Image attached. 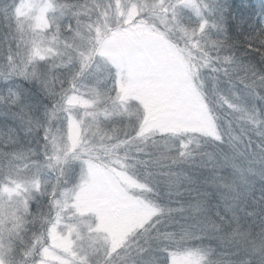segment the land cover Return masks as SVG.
Here are the masks:
<instances>
[{
    "label": "rangeland",
    "instance_id": "1",
    "mask_svg": "<svg viewBox=\"0 0 264 264\" xmlns=\"http://www.w3.org/2000/svg\"><path fill=\"white\" fill-rule=\"evenodd\" d=\"M74 2L16 0L7 16L17 39L16 52L14 49L10 59L7 57L12 62L9 66L46 91L53 108L44 110L46 141L38 150L34 146L35 156L22 153L18 161L1 166L0 257L5 264H34L42 258L44 248L53 253L48 264H60L56 257L72 259L57 247L51 234L49 222L55 221L56 201L69 205L61 213L56 229L59 236L67 235L65 226L76 222L69 219L72 205H78L84 212L80 219L93 226L99 223V213L105 228L125 239L157 213L152 212L154 205L134 194L138 182L126 171L125 161L111 155L117 150L108 146L110 142L126 143L134 138L140 144L139 152L152 145L167 152L174 135L219 137L198 74L207 72L215 93L224 85L223 76L206 68L217 61L210 54L221 51L224 55L225 47L229 50L220 43V23L214 18L220 0ZM129 2L144 10L126 23L127 17L120 13ZM138 24L147 31L125 35L108 49L118 56V66L100 55L98 39L110 37L117 28L134 30ZM180 39H184L183 45L177 43ZM81 53L91 54L86 66L81 64ZM218 60L227 63V59ZM228 61L232 64V59ZM233 95L250 98L246 90ZM70 97L75 99L69 102ZM122 115L129 120L125 129L118 124L108 126L107 121ZM156 134L165 140L154 139ZM34 200L38 222L30 230L27 215ZM80 232L85 239H77L75 233L71 236L74 250L83 255L81 246L92 244L88 236H93L98 251L88 260L100 264L107 257L105 233L89 234L84 225ZM33 248V254L26 256ZM30 258L33 261L28 263ZM168 260L169 264L174 260L176 264H202L204 258L187 251L170 253Z\"/></svg>",
    "mask_w": 264,
    "mask_h": 264
},
{
    "label": "trees",
    "instance_id": "2",
    "mask_svg": "<svg viewBox=\"0 0 264 264\" xmlns=\"http://www.w3.org/2000/svg\"><path fill=\"white\" fill-rule=\"evenodd\" d=\"M15 1L0 0V174L1 166L22 153L35 156L34 146L38 150L46 141L44 110L53 108L46 91L7 61L17 47L13 23L7 24ZM219 6L214 18L220 43L229 50L209 54L232 64L214 61L206 67L225 78L217 93L207 72L198 74L208 107L209 96L216 101L209 110L219 137L174 135L167 152L157 145L139 152L134 138L108 144L138 182L134 194L158 211L100 264H169L170 253L187 251L200 253L202 264H264V0H220ZM245 90L247 100L233 95ZM128 121L122 115L107 123L125 129ZM154 139L165 140L159 134ZM41 205L46 209L42 200ZM34 208L35 200L27 215L30 230L38 222Z\"/></svg>",
    "mask_w": 264,
    "mask_h": 264
},
{
    "label": "snow or ice",
    "instance_id": "3",
    "mask_svg": "<svg viewBox=\"0 0 264 264\" xmlns=\"http://www.w3.org/2000/svg\"><path fill=\"white\" fill-rule=\"evenodd\" d=\"M144 10V7L135 3L129 2L127 7L123 12L120 13L121 16H126L127 20L125 21L126 23H131L133 18L139 13ZM147 31L145 26L143 24H138L136 28L133 29H128L124 32H121L119 28H117L115 31L111 32L110 37H105L102 39H98L97 43L100 46L99 53L102 56H106L114 65L119 64V58L115 54H110L108 49H110L113 44L120 39L121 37L125 35H133V34H139L142 32ZM91 58V54H84L81 53V64L83 66H86L88 64V61ZM81 73H77V75H80ZM75 97H70L69 102H72ZM73 128L76 129L78 128V125L73 123ZM58 159V157H57ZM5 191H11L8 189H5ZM66 196V194H65ZM56 206L58 208L57 215L55 218V221H50L49 223L52 224V229H51V234L53 235L54 240L57 241V247H61L66 253H68L72 259L67 260V259H60L59 257H56V259L60 260V264H77V261H79V264H89L88 257L91 255H94L96 251H98L94 247V240L95 238L91 235L88 236L89 240H92L93 243L89 244L87 248H84L81 246L80 252L83 253V255H80V253L76 252L74 250V244L75 242L71 239V236L73 233H75L77 239L83 240L85 239V236L81 234L80 232V227L81 225H84V227L87 228L88 233L96 232H104V239L107 245V256H111L113 253H115L120 247L123 246L125 242V235H116L104 226V217L97 213L99 216V223L93 226L90 223H87L80 219L84 215L83 210L79 208L78 205H72L73 211L71 212V215L69 216L70 220L76 221L75 223H70L67 224L65 227L67 229V235L65 236H59L57 235L56 229L58 227V224L60 220L62 219L61 213L64 212L69 205L66 202H61V201H56ZM25 210H27V206L25 205ZM156 209H153L152 212L155 213ZM14 215V214H13ZM34 248L29 249L28 252L25 253L26 256H31L33 254ZM41 259L38 262H34V264H48V260L53 257V253L49 252L47 248H44L43 251L41 252ZM0 264H5V261L3 260L2 257H0ZM173 264H176L175 260L173 261Z\"/></svg>",
    "mask_w": 264,
    "mask_h": 264
},
{
    "label": "clouds",
    "instance_id": "4",
    "mask_svg": "<svg viewBox=\"0 0 264 264\" xmlns=\"http://www.w3.org/2000/svg\"><path fill=\"white\" fill-rule=\"evenodd\" d=\"M208 103H209V107L215 110L216 101L211 96L208 97ZM189 219L194 220L195 218L192 216H189ZM209 256H210V252H209ZM206 264H211V260H207Z\"/></svg>",
    "mask_w": 264,
    "mask_h": 264
}]
</instances>
